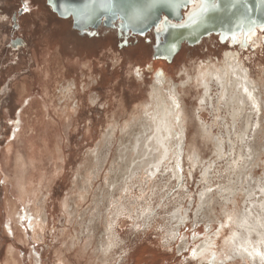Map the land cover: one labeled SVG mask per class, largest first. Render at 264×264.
<instances>
[{
	"label": "rangeland",
	"instance_id": "rangeland-1",
	"mask_svg": "<svg viewBox=\"0 0 264 264\" xmlns=\"http://www.w3.org/2000/svg\"><path fill=\"white\" fill-rule=\"evenodd\" d=\"M24 6L31 9L28 14L21 11ZM48 7L47 0H0V264H58L59 257L64 255L61 252L65 251L61 234L70 231L74 234L73 226L67 222L63 212V202L68 199L71 205L74 204L77 194L74 191L78 188L76 182L84 173L93 175V178L98 176L99 179L94 181L93 189L86 192L88 200L78 201L79 210H70L77 212V230L83 232V240L86 239L87 229L93 228V233L96 232L89 253L95 258L104 257L100 246L107 245L103 232L111 199L107 192L108 184L115 174L118 175V181L121 180L119 175L126 173L131 161L136 159L138 162L141 158V154L137 155L133 150L135 140L143 130L136 126L131 131H125L118 123L124 124L135 110H142L150 99L149 89L155 75L167 79L172 76L177 85L183 81L186 82L185 89H191L192 95L186 94L190 133L185 158L186 161L191 156H198L199 159L195 167L190 168L191 172L188 171V162L185 163L184 185H187L181 189L185 194L180 198L170 195L173 193L174 196L181 190L177 182L170 181L169 177L158 183L156 195H152L154 189L141 183L140 179L134 182L132 196L123 204L134 205L136 211L132 219L127 215L121 217L123 222L119 226V234L123 243L110 256L109 264H134L130 256L136 251L140 253L142 245L150 247L158 255L154 262L152 255H146L143 264H214L206 258H190L195 246L209 238L216 239L215 234L224 221L221 207L215 205L218 219L210 222L215 230L209 233L207 228L211 220L205 218L208 214L206 211L199 214V197L204 188L211 186L212 190L220 188L215 193L239 187L242 176L238 178L240 164L232 165L231 161L228 145L232 126L230 116L224 110L218 113L203 111L199 116L197 97H200V93L193 86L202 65L222 64L226 50L234 49L231 42L213 36L197 46L184 47L176 54L181 52L174 62L175 57L167 62L155 58L153 36H147L152 41L131 38L129 41L132 43L127 46L122 44V38L114 31L102 30L99 36L88 37L79 34L69 21L49 13ZM84 36L96 42L86 44ZM260 37L264 48V31L260 32ZM141 47L143 51L138 54ZM235 47L243 53L241 55L252 71L253 79H261L264 49L254 50L253 45H249L248 49ZM56 58H60L59 66L54 64ZM158 61L166 62L169 69L157 68L151 74L152 63ZM136 67L143 70V75L138 78L134 71ZM59 70L63 78H60ZM93 78L96 82L92 85L90 83ZM73 82L77 83L78 93L72 102L79 105V112L73 115L69 123L61 114V105H65L62 103L64 99L61 90ZM22 87H26L25 91ZM92 97H96L98 105L92 104ZM65 124H69L68 127ZM113 129L116 136L114 140H108ZM45 130L49 131V135L43 145ZM253 140L252 146L259 151L257 153L262 154L254 178L259 185L264 186V133ZM58 144L62 147V162L58 160L55 151ZM31 150L42 156L35 166L26 165L25 171L32 173L31 188L41 189L48 195L50 219L46 220L48 225L44 242L34 239L32 225L35 215L30 204L25 206L16 197V163L21 165L20 158L25 159ZM48 151L53 152L55 158L53 155L48 157ZM96 155L100 157L99 163L94 162ZM142 170L138 168V176L142 175ZM166 171L170 174L169 168ZM21 175L26 176L22 172ZM254 189L257 197L264 199L260 189L256 186ZM163 196H170L172 201L159 209L157 206L159 201H163ZM241 199L240 209L247 210L249 204L245 203V206L246 199ZM181 206L185 210L189 209L190 220L179 227V239L172 241V231L179 226L173 220V213ZM148 209H159L156 212L158 216L144 225L143 214ZM230 233L231 230L226 228L225 238ZM99 241H102L100 245ZM218 241L217 257L220 260L217 264H249L240 260L226 261L221 249L223 239L219 237ZM66 254L73 261V254ZM85 262L86 259L82 258V264Z\"/></svg>",
	"mask_w": 264,
	"mask_h": 264
},
{
	"label": "bare ground",
	"instance_id": "bare-ground-1",
	"mask_svg": "<svg viewBox=\"0 0 264 264\" xmlns=\"http://www.w3.org/2000/svg\"><path fill=\"white\" fill-rule=\"evenodd\" d=\"M48 1L50 2L58 0H47V2ZM99 1L100 0H98V4L95 8H98L97 6L100 3ZM188 2L190 3L189 7L182 10V21H174V24L178 26H184L189 20L188 26L190 25L189 28L192 29L194 34L192 35V39L194 40L200 37L205 29L218 28L219 26L222 27L223 25L228 23L231 24L232 21L238 20L242 17L245 18L242 23L245 27L248 25V23H251V20L255 22L258 21L254 16L249 14V12L252 13L250 10L247 12V8L250 5V0H239L238 3L237 0H188ZM63 3H65L63 8H58V10L50 7L48 3V12H51L56 18L60 17L59 19L69 21L71 25L73 24V28L76 29L81 35H85L86 32H91L93 29H96L98 32L102 30L114 31L111 30V28L109 29L107 26L113 25L117 29L119 28V23L122 25L124 24V22H120V20H117L116 22L108 20L106 16H102L103 14H100L102 11L100 12L99 10L94 16H89L83 11L64 12L65 8H71L74 10L93 8L91 4H95L96 1L63 0L62 4ZM202 5H207V7L202 8ZM233 5L235 6L233 7ZM137 6L141 11L144 9L141 0H138ZM230 7L232 10L236 9L232 14L229 12ZM36 14L39 13L37 12ZM249 18L250 22L247 21ZM166 20V18H163L157 27H152L151 30L144 31V33L134 32L132 30L125 31L126 33L132 32L133 34L139 36H146L149 33L148 36H153L152 38L155 43L154 33H156V36L162 37V33L165 31L166 25L171 22ZM161 25H163V30L158 32L157 28H160ZM244 31V29H240L238 32H236L231 29L224 35L222 34L223 36L221 34L212 33L210 35L201 37L194 45L183 43L180 47V50L182 51L186 46H197L205 39H211L213 36H219L223 41L226 40L231 42V46L234 47V49L226 50L222 64L219 65L207 63L202 65L197 77L195 78V85L193 86L197 90L196 92L199 91L200 93V97H197L199 116L203 111L209 110L215 113L224 110L230 116L232 126L229 133L230 139L228 145L231 151V161H233L232 165L240 164V167L238 168L240 175L238 178L242 176L239 180V187L235 186L228 189L224 193L222 190L218 193H215L217 190H220V188L212 190L211 186L204 188L199 197V214L206 211L208 214L207 216L204 215L205 218L211 220L209 221V226L207 228L209 233L215 230L214 225L210 224V222L218 219L216 214L217 210L215 211L214 208L215 205H219L221 207V213L223 215L222 217L224 218V221L221 222L220 229L215 234L216 239L209 238L205 242L195 246L190 258L192 260H202L203 258H206L214 264H217L216 262L220 260V258L217 257L219 237L223 239L221 249L225 254L226 261L236 262L240 260L249 264H264V259H261V256L257 255V253L264 254V199L260 200L259 197H257L254 189V186H256V188L260 189L261 194L264 196V186L259 185L257 180L254 178V173L256 168H258V161L260 160L262 154L261 152L257 153L259 151L254 149L251 144L252 141H254L253 139L264 133V130H261L264 123V68L261 69L263 75L261 79H253L252 71L247 67L243 60V53L239 52L235 47L240 46V49H248L249 45H253L254 50L255 48L262 49L263 39L260 37V32L264 31V26L255 25V27L251 28L249 32L245 33ZM114 32H117V30ZM86 36L83 38L84 40H87L86 44L96 42L95 39L91 41ZM150 40L152 41V39ZM160 40L163 41V38H160ZM141 50L143 51L142 47L139 51H137L138 54ZM180 53L174 56V60L172 59L173 62L177 59V57H179ZM59 60L60 58H56L54 60V64L56 63L57 66H59ZM152 64L153 69L150 70L151 74L154 73L157 68H164L167 70L169 69L166 62L164 61H158L156 63L153 62ZM90 66L92 65L90 64ZM90 66L86 65L85 67L90 68ZM58 74L60 78H63V76L61 77L62 73H60V70ZM181 80L184 79L181 78ZM95 82L96 80L93 78L92 83L90 84L93 85ZM185 85L186 82L183 81L182 84L180 83L177 85L172 76L171 78L167 79L163 76L155 75L154 83L151 84L149 89L150 99L147 103L144 102L145 105L142 104L143 107L141 105L142 110H138V115V111L135 110V112L132 114V117L124 124L118 123L122 130L124 129L125 131H131V129L136 126L143 130V133L140 134L138 138H136V145L133 150L135 153H137V155L141 154V158H139L138 162L136 159L131 161L130 167L126 170V173L122 176L119 175L121 180L118 181V175L115 174L113 175L112 182L108 184L109 191L107 192L111 199H109L110 205L107 208L105 215V229L103 232L107 238V245H103L102 247L100 246V249H102V253L104 255V260L103 258H95L89 253V251L92 249L91 247L93 244V239L96 238V232L93 233V228L87 229L86 239L83 240V232L80 233L78 232L79 230H77V212L73 213L70 210L73 208L78 209V201L84 202L85 200H88V197H86V192H88V190H92L94 181L99 179L98 176L93 178V175L89 176L84 173L78 177L80 180L76 182L78 188H76V191H74L77 193L76 197L74 198L75 205H71L69 203L70 200L68 199L63 202V212L67 222L73 226L74 234H72L70 231L61 234L60 237L62 238L61 240L65 251L72 253L74 259L71 261L64 251L61 252L64 253V255L59 257L58 264H82V258L86 259L85 264L111 263L110 256L123 243L122 237L119 234V226L123 222L121 217L127 215V217L132 219V215H134L136 211L134 205L127 206L126 204H123L124 201H127L132 196V187L136 180L140 179L139 181L141 183H144L149 188H153L154 190L152 195L157 194V189L159 188L158 183L161 182L165 177H169L170 181L173 180L174 182H177L180 190L185 187V185H187H184L186 180L185 163L188 162L189 171L190 168L195 167L199 158L198 156H191L188 161H186L187 159L185 158V155L188 152L189 143V115H187L188 109L186 106V94L192 95L191 89L187 91V89H185ZM26 87H22V89L25 91ZM23 90L21 92H23ZM61 92L63 96L62 98L64 99L62 103H65L64 107L63 104L61 105L63 108L61 110V114H63L70 123V120H73V115L78 111L79 108V105L72 102L78 93L77 83L73 82V84H70L68 87L61 90ZM91 102L92 104L98 105L96 97H92ZM39 120L40 118H38L37 121ZM66 125L67 124H65V126ZM115 129H113L111 134L107 137L108 140H114L116 136ZM44 133L43 145L45 142H47L49 131L45 130ZM231 138L234 139L232 140ZM55 151L57 152L58 160L62 162L63 154L60 144L57 145ZM29 153L30 154H27L25 159L20 158L19 160L18 158L21 165H19L18 162L16 163V197L18 198V202L24 203L25 206L30 204L31 211L35 215L32 225L34 239L37 242H44L46 241L45 229L48 225L46 220L48 221L50 219V216L48 215V195H46L41 189L39 190L31 188L32 173H27L25 171L27 170L26 165L28 166L31 164L35 166L36 161L38 159L40 160V157L42 156L41 153H36L35 150H31ZM47 155L48 157L51 155L54 156L53 152L49 151L47 152ZM122 160H124L123 157ZM94 162H100V157L98 155H96L94 158ZM229 164H231V162H229ZM6 165L7 164H5V166ZM35 168L36 167H34V169ZM138 168L141 170L143 169L141 176H138ZM168 168L170 170V174H168L166 171ZM21 172L26 176L23 177ZM107 180L109 181L108 178ZM40 193L42 196L40 195L38 197V194ZM115 193L119 195V198H117V195L114 196ZM184 194L185 193L181 190L175 193L174 196L173 193L170 195H172L173 198H180ZM218 198L220 200H218ZM239 198H242L243 200L246 199L244 204H249V207L245 204V206H247V210L240 209ZM170 199H172L170 196L167 198L163 196V201H159L157 208H164L165 205H168V203L172 201ZM162 203L163 206L161 207ZM188 210H185V208L181 206L179 209L175 210L173 213L174 215L172 214L173 220H175L177 226H179L178 229L176 228V230L172 231L170 240L176 241L179 239V227L183 224L185 225L190 220ZM157 211L148 209L147 212L143 214L144 225H148V222L156 219ZM226 228L231 230V233L227 238H225L226 234L224 235ZM100 242L102 243V241H99V245ZM139 249H141L140 253H137L136 251V253L130 256V258L133 259L134 264H143L146 255H152L154 258L152 259L153 262L158 258V255L156 256V254H154L156 252L152 251L153 249L146 245H142ZM193 252L195 255H193Z\"/></svg>",
	"mask_w": 264,
	"mask_h": 264
},
{
	"label": "water",
	"instance_id": "water-1",
	"mask_svg": "<svg viewBox=\"0 0 264 264\" xmlns=\"http://www.w3.org/2000/svg\"><path fill=\"white\" fill-rule=\"evenodd\" d=\"M62 1H48V3L50 7L58 10V8L61 9L65 5V3L62 4ZM92 1H96L95 4H91L92 7L95 8L98 4V0ZM99 2L101 3V0ZM141 2L143 8H145V6L149 4H154L155 6L150 12L145 15L143 13V10L141 11L140 9H138V0H111V6L114 9L115 14H113L112 11H100L101 13H99L103 14L102 16H106L110 21L116 22L117 20H120V22H124L123 25L121 24V28L124 30H132L134 32L140 33L151 30L152 27H157L163 18L171 21L166 25V29L162 33V37L156 36V42L154 45L155 58L163 59L167 62L172 61L183 43L194 45L196 44V41H198V39L212 33L224 35L231 29L236 32H238V30L240 29H244V32L247 33L251 28L255 27V25L264 26V0H250V5L247 8V12L250 10L252 13L249 12V14L251 16H254L258 20L257 22H255V24H253L251 20V23L246 22L248 23V25L245 27L242 24L245 18L242 17L238 20L232 21L231 24L228 23L226 25H223L222 27L219 26L218 28H213L214 30L205 29L202 35L194 40L192 39V35H194L192 29L189 28L190 25L188 26L189 20L186 22V25L188 27L186 25L178 26L174 24V21H182V10L189 7L190 3L188 2V0H176L179 6L175 8L169 6V0H141ZM235 10L231 9V11L229 12L232 14L235 12ZM247 21L250 22V18ZM160 38H163V41H161ZM173 45L174 49L172 48ZM169 49L172 50L169 51Z\"/></svg>",
	"mask_w": 264,
	"mask_h": 264
},
{
	"label": "snow or ice",
	"instance_id": "snow-or-ice-1",
	"mask_svg": "<svg viewBox=\"0 0 264 264\" xmlns=\"http://www.w3.org/2000/svg\"><path fill=\"white\" fill-rule=\"evenodd\" d=\"M239 2V0H237V3ZM155 5L154 4H149L147 6H145V8L143 9V13L146 15L148 12H150L152 10V8L154 7ZM169 6L172 7V8H175L178 5V3L176 2V0H169ZM235 5H233L234 7ZM202 8H206L207 5H202L201 6ZM103 11V12H109V11H112L113 14H115L114 12V9L112 8L111 6V0H101V3L99 4L98 8H85V9H82V10H74V9H71V8H65L64 9V12L67 13V12H70V11H83L85 12L87 15L89 16H94L97 11ZM21 11L24 13V14H28L31 9L27 6H24ZM229 11H231V7L229 8ZM253 24H255V21H252ZM34 27V25H33ZM175 27V26H174ZM163 30V25H161L160 28H157V31H162ZM254 34V33H253ZM172 48L174 49V45L172 46ZM172 49H169V51H171ZM135 73L137 76H142L143 75V70L140 68V67H136L135 68ZM21 219H24V217H21ZM181 240H183V236L180 237ZM193 255H195V253L193 252ZM257 255H260L261 256V259H264V254H261V253H257Z\"/></svg>",
	"mask_w": 264,
	"mask_h": 264
},
{
	"label": "flooded vegetation",
	"instance_id": "flooded-vegetation-1",
	"mask_svg": "<svg viewBox=\"0 0 264 264\" xmlns=\"http://www.w3.org/2000/svg\"><path fill=\"white\" fill-rule=\"evenodd\" d=\"M107 26V25H106ZM119 28H115V26H113V25H111V26H107V27H109V29L111 28V30H117V36L120 38H122V44H124V45H129L130 43H132L131 41H129L131 38H137V37H139V38H144V39H146L147 41H150V39L149 38H147V36H148V34L146 35V36H139V35H135V34H133L132 32L130 33V32H127L126 33V31L124 30V29H122L121 28V24L119 23ZM123 30V31H122ZM108 31H105V33H107ZM83 35V34H82ZM85 35H87V36H89V37H93L94 35H98L99 36V32L98 31H96V29H93V30H91V32L89 31V32H86L85 33ZM154 36H155V42H156V33H154ZM124 38V39H123ZM128 40V41H127ZM135 42V41H134Z\"/></svg>",
	"mask_w": 264,
	"mask_h": 264
}]
</instances>
